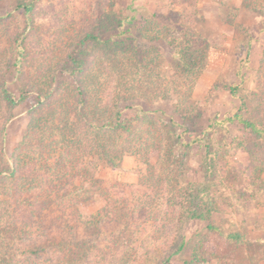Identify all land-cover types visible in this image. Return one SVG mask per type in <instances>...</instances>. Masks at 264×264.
I'll return each mask as SVG.
<instances>
[{
  "label": "trees",
  "instance_id": "trees-1",
  "mask_svg": "<svg viewBox=\"0 0 264 264\" xmlns=\"http://www.w3.org/2000/svg\"><path fill=\"white\" fill-rule=\"evenodd\" d=\"M41 1H20L14 8L17 15L0 16L4 44L3 52L0 48V264L126 263L125 257L135 250L129 247L138 224L142 227L146 219L154 220L151 215L157 210L152 203L138 200L127 211L114 191L112 202L89 217L81 214L79 206L87 198L110 193L96 178L99 163L118 167L126 154L140 156L139 148L164 149L158 180L172 184L174 179L166 172L171 175L183 157L171 151L177 143L183 150L204 147L203 181L170 185L164 204L178 224L179 242L164 250L165 256L154 248L146 253L156 251L157 264H171L170 258L188 247L182 226L189 220L204 221L212 234L241 243L238 232L222 236L221 223L214 218L221 212L212 195L219 165L208 137L195 131L186 118L192 109L184 113L173 106L168 113L154 105L159 96L160 100L180 98L182 88L186 95L191 93L205 65L208 40L184 24L168 28L155 14L136 30L134 15H120L115 0H79L68 4L69 12L57 23L46 24L42 20L49 16L37 11ZM3 21L12 28L3 32ZM153 42L170 49L179 80L168 78ZM239 100L233 113L215 118L214 123L240 125L246 135L239 144L260 161L264 115L247 105L245 95ZM22 105L28 120L21 140L8 150L6 129L14 119L13 110ZM132 106L136 114L126 116L125 110ZM159 124L170 134L164 142L153 136ZM261 172L264 160L256 174L245 173L249 184L259 187ZM108 234L115 246L111 263L101 245ZM199 241L191 257L180 264L208 261V254L217 251L209 239Z\"/></svg>",
  "mask_w": 264,
  "mask_h": 264
},
{
  "label": "rangeland",
  "instance_id": "rangeland-1",
  "mask_svg": "<svg viewBox=\"0 0 264 264\" xmlns=\"http://www.w3.org/2000/svg\"><path fill=\"white\" fill-rule=\"evenodd\" d=\"M20 1L23 0H0V16L9 13L17 15L14 8ZM60 1L62 0L52 3L42 0L38 4L37 11L49 16L42 23H57L60 16L69 12L66 10L69 9L68 4L79 3V0H71L64 5ZM114 9L124 17L134 15L136 30L155 14L160 24L168 28L179 24L187 25L205 37L209 44L204 68L195 80L191 93L186 95L182 88L180 91L184 95L180 98L174 96L160 100L159 96L154 105L162 107L168 113L174 110L173 106L184 113L192 109L186 118L195 131H202L208 137L206 141L214 151L219 165L217 185L212 195L220 203L218 205L221 212L218 217L214 215L216 222L221 223L220 234L225 236L229 232H238L243 240L235 243L230 239H222L206 229L204 221L189 220L182 226L188 247L181 254L172 256L169 263L180 264L182 259H189L192 249L197 248L200 243L199 240L204 242L209 239V243L215 244L217 251L208 254V261L194 264H264V204L261 202L264 199V172L260 174L259 187L249 184L250 180L245 176L247 171L256 174L263 167L264 157L258 161L257 155H251L239 144L240 138L246 135L240 125L214 123L215 118L221 119L224 115L233 113L239 107L242 95L246 96L248 106L259 108V115H264V0H115ZM54 14L55 18L52 17ZM2 25L3 32L12 28L4 21ZM52 45L57 46L58 42ZM151 45L163 57L162 64L168 78L179 80L181 75L175 72L170 49L161 42H153ZM0 48L3 52L4 44L1 41ZM231 87L237 88V91L230 93ZM13 111L14 119L6 129L8 150H12L21 140L28 120L25 105ZM125 111L126 116L136 114L133 106ZM164 119L167 122L168 117ZM147 128L151 129L150 126ZM164 129L159 124L158 133H153L162 142L170 135ZM139 151L140 156H123L119 166L115 168L99 163L96 178L101 180L103 188L110 193L105 197L87 198L79 206V211L84 217H89L112 202L110 197L115 194L114 191H117L119 199H122V207L127 211L128 206L138 200L152 203L157 210L151 215L154 220H150L148 216L149 220H145L144 226L140 227L138 224V231L143 234L138 231L134 233L132 246L129 248L136 251L132 250L133 253L125 257L124 264H157L154 260L156 251L146 253V250H161V256H165L166 254H162L164 250L166 253L167 249H174L179 242L178 224L173 221V214L165 210L164 199L170 195L169 187L202 182L205 152L203 146L195 145L183 150L178 143L172 144L171 151L183 157L181 156V164L173 167L171 175L166 172L174 179L171 184L167 179L158 180L163 167L164 149L153 148L150 151L139 148ZM141 216L138 214V217ZM176 216L177 214L174 215ZM109 235L104 236L101 243L108 255V262L111 259L110 253L115 248L110 244L112 236Z\"/></svg>",
  "mask_w": 264,
  "mask_h": 264
}]
</instances>
